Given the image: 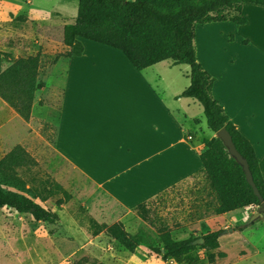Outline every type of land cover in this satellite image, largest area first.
Here are the masks:
<instances>
[{
    "label": "crops",
    "instance_id": "0c3cea01",
    "mask_svg": "<svg viewBox=\"0 0 264 264\" xmlns=\"http://www.w3.org/2000/svg\"><path fill=\"white\" fill-rule=\"evenodd\" d=\"M13 1L0 0V25L11 16L24 17L21 21L35 18L17 10ZM226 22L228 29L219 31L224 39L219 52L208 38L203 39V47L197 45L199 29L206 36L209 26ZM199 25L194 37L197 59L215 78L213 96L252 144L264 179V6L246 2L241 5L237 23L227 20ZM231 29L235 37L226 40ZM81 41L82 54L62 55L51 61L57 63L59 74L47 82H53L61 92L54 149L125 210L113 222L120 220L125 228L126 217L138 224L147 223L136 214L137 204L146 202L150 208L164 191L204 174L199 157L202 137L195 133V119L201 117L197 101L176 98L190 83L189 65L165 59L138 70L121 51L88 39ZM62 46L59 53L69 49ZM252 207L196 218V224L206 225L202 235L223 230L218 250L225 256L212 264L247 260L264 264L261 239L254 237L252 222L245 224L255 210ZM229 228L232 230L224 232ZM129 254L127 264H164L155 253L144 260Z\"/></svg>",
    "mask_w": 264,
    "mask_h": 264
},
{
    "label": "trees",
    "instance_id": "16d2710c",
    "mask_svg": "<svg viewBox=\"0 0 264 264\" xmlns=\"http://www.w3.org/2000/svg\"><path fill=\"white\" fill-rule=\"evenodd\" d=\"M77 1L73 22L64 24L62 28V43L69 49L65 53L55 54L52 62L62 55L70 57L82 54L81 39H88L121 51L138 70L165 59L172 60L174 64H188L190 83L176 98L195 99L202 106L206 124L212 131L216 132L222 127L229 131L237 151L246 159L253 181L264 200V179L254 148L213 96L215 78L198 61L194 43L197 24L227 20L237 23L243 3L264 6V0ZM19 18L23 20L24 17ZM8 56L7 52L0 50V97L27 121L38 88L40 54L19 56L14 60ZM6 59L9 64L2 67ZM199 157L205 177L216 196V213L260 204L242 167L229 155L220 138L204 139ZM34 164L35 160L21 144H16L0 158V208L9 207L19 213L30 214L36 221L55 223L59 219L58 213L40 202L56 190H61L62 196L55 201L56 206H61L70 198V194L58 183L47 179L43 181L42 189L27 187V181L19 169L26 170ZM135 212L155 229L163 253L159 246H150L149 249L164 261H180L196 247L207 251L208 264L214 263L217 257L225 256L221 251H214L219 247L218 237L222 229L201 235L203 243L194 245L192 240L198 237L173 239L164 221L151 216L146 202L137 204ZM89 228L91 235L104 231L131 253L142 241L140 236L130 233L120 220L108 225L97 223L89 217ZM91 264L104 263L93 261Z\"/></svg>",
    "mask_w": 264,
    "mask_h": 264
},
{
    "label": "rangeland",
    "instance_id": "374dc122",
    "mask_svg": "<svg viewBox=\"0 0 264 264\" xmlns=\"http://www.w3.org/2000/svg\"><path fill=\"white\" fill-rule=\"evenodd\" d=\"M13 6L21 13H29L35 18L21 21L19 17H8L0 25V49L10 54V59L29 54H40L38 89L35 92L33 113L29 124L20 119L16 112L0 98V158L16 144L25 147L35 160L28 169H19L25 177L26 186L42 189L43 181L58 183L70 194L61 206L55 201L62 196L56 190L45 201H39L59 215L55 223L36 221L28 213H19L9 207L0 208V264H89L93 261L105 264H127L131 255L114 239L103 232L91 236L88 218L98 222L111 223L125 214L106 194L101 192L88 178L76 170L54 149V133L58 120L61 92L48 78L58 77L57 63H52L54 55L62 46V24L71 23L76 16L77 0H14ZM72 18V19H71ZM229 22L223 26L212 25L203 36L198 30L197 43L203 47V39L216 43L214 50L219 52L223 42L220 30L228 29ZM202 26L201 24L199 25ZM198 26V27H199ZM235 30H229L224 37L231 40ZM9 64L3 60L2 67ZM201 117L195 119L197 137L203 140L215 137L206 124L202 106L196 102ZM38 201V200H37ZM216 196L204 174L196 175L184 183L164 191L156 201L149 204L150 214L164 221L175 240L202 235L205 224H196L198 216L215 213ZM187 216V217H186ZM126 229L141 237L142 241L134 254L146 259L153 254L150 246L162 245L155 229L147 223L138 224L130 217L125 219ZM251 231L260 237L264 246V216L252 222ZM219 251L218 248L214 250ZM163 253V249H162ZM207 251L196 247L180 261L172 259L164 264H208ZM260 258L264 259V251ZM219 259L218 257L216 260ZM238 264H253L252 260Z\"/></svg>",
    "mask_w": 264,
    "mask_h": 264
},
{
    "label": "water",
    "instance_id": "95a60500",
    "mask_svg": "<svg viewBox=\"0 0 264 264\" xmlns=\"http://www.w3.org/2000/svg\"><path fill=\"white\" fill-rule=\"evenodd\" d=\"M215 135H216V137L220 138V140L222 141V143L226 147L229 155L232 156L240 164V166L242 167V170L245 173V178H246L247 182L253 188V191H254L255 195L258 197V200L260 202V204L251 213V215L248 217V219L245 223L246 225L250 224L251 222L258 219L259 217L264 216V200H263L262 196L260 195V193H259V191H258V189H257V187L253 181L252 174H251V171L248 167V163H247L246 159L237 151V149H236V147L232 141V137H231L229 131L225 127H222L215 132ZM228 230L231 231L232 228L224 230V232H227ZM202 243H203L202 237H198V238L192 240V244H194V245L195 244H202Z\"/></svg>",
    "mask_w": 264,
    "mask_h": 264
},
{
    "label": "built area",
    "instance_id": "2783aa9c",
    "mask_svg": "<svg viewBox=\"0 0 264 264\" xmlns=\"http://www.w3.org/2000/svg\"><path fill=\"white\" fill-rule=\"evenodd\" d=\"M256 207H257V206L253 205V207H252V208L256 209Z\"/></svg>",
    "mask_w": 264,
    "mask_h": 264
}]
</instances>
